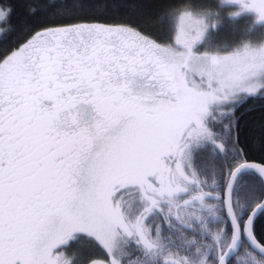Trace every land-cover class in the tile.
<instances>
[{
  "label": "snow or ice",
  "instance_id": "6c2138e0",
  "mask_svg": "<svg viewBox=\"0 0 264 264\" xmlns=\"http://www.w3.org/2000/svg\"><path fill=\"white\" fill-rule=\"evenodd\" d=\"M25 3L0 47V264H264V0ZM224 11L259 34L217 41Z\"/></svg>",
  "mask_w": 264,
  "mask_h": 264
},
{
  "label": "trees",
  "instance_id": "16d2710c",
  "mask_svg": "<svg viewBox=\"0 0 264 264\" xmlns=\"http://www.w3.org/2000/svg\"><path fill=\"white\" fill-rule=\"evenodd\" d=\"M14 11L11 18V28L12 31L5 35L0 33V47H5L10 45L17 37L21 36L23 31L29 27L33 26L39 14L37 16H30L27 11L25 0H12ZM242 31L237 32L238 35H241ZM221 35V32H220ZM238 37L237 35H235ZM248 162H255L264 166V151H260L258 148L253 147L249 149ZM257 236L258 238H264V218H260L257 221Z\"/></svg>",
  "mask_w": 264,
  "mask_h": 264
},
{
  "label": "rangeland",
  "instance_id": "374dc122",
  "mask_svg": "<svg viewBox=\"0 0 264 264\" xmlns=\"http://www.w3.org/2000/svg\"><path fill=\"white\" fill-rule=\"evenodd\" d=\"M237 9H233L231 7L228 8L227 11H233ZM227 11L222 12V15L224 16V23L221 25V27L218 29V31L215 34V39L219 42H232L234 40L239 39L242 35L250 36L251 38H255L259 32L257 29H254L252 33H246L245 29L248 27L249 20L246 15H241L239 17H236L234 21L229 23L227 19ZM234 26V27H233ZM242 31L241 35H238L237 32ZM221 32V35H220ZM237 35L238 37H236ZM243 259H247L241 251L240 254V264H246L243 262Z\"/></svg>",
  "mask_w": 264,
  "mask_h": 264
},
{
  "label": "water",
  "instance_id": "95a60500",
  "mask_svg": "<svg viewBox=\"0 0 264 264\" xmlns=\"http://www.w3.org/2000/svg\"><path fill=\"white\" fill-rule=\"evenodd\" d=\"M249 163H251V164H255V165L263 166V165H261V164L255 163V162H249Z\"/></svg>",
  "mask_w": 264,
  "mask_h": 264
},
{
  "label": "flooded vegetation",
  "instance_id": "af4514ba",
  "mask_svg": "<svg viewBox=\"0 0 264 264\" xmlns=\"http://www.w3.org/2000/svg\"><path fill=\"white\" fill-rule=\"evenodd\" d=\"M241 261V260H240ZM243 262L246 263L247 262V259H243Z\"/></svg>",
  "mask_w": 264,
  "mask_h": 264
}]
</instances>
